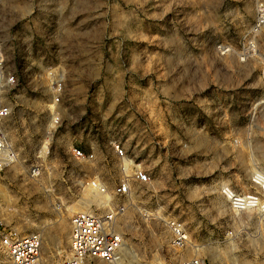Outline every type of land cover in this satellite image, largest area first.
Segmentation results:
<instances>
[{
  "label": "rangeland",
  "instance_id": "374dc122",
  "mask_svg": "<svg viewBox=\"0 0 264 264\" xmlns=\"http://www.w3.org/2000/svg\"><path fill=\"white\" fill-rule=\"evenodd\" d=\"M260 3L0 0V78L16 79L7 129L20 157L0 174V238L10 229L39 233L44 261L62 264L72 216L111 208L95 178H116L101 161L114 162L115 139L152 177L115 223L127 264L179 261L165 227L171 218L192 237L183 259L264 264V212L234 213L220 193H259L252 175L264 174V29L256 55L240 59ZM54 76L62 125L48 138ZM90 139L102 157L94 165L70 150ZM0 264H12L1 251Z\"/></svg>",
  "mask_w": 264,
  "mask_h": 264
},
{
  "label": "built area",
  "instance_id": "2783aa9c",
  "mask_svg": "<svg viewBox=\"0 0 264 264\" xmlns=\"http://www.w3.org/2000/svg\"><path fill=\"white\" fill-rule=\"evenodd\" d=\"M264 29V4L257 7L256 20L249 31V38L244 44L241 52V61L246 62L256 55V37ZM221 55L230 53V48L222 46L219 48ZM52 75V74H51ZM53 76V75H52ZM54 82L55 99L51 109V130L48 138L52 137L62 125L59 114L56 113L55 105H59L62 94V82L56 78ZM16 86L15 77L0 78V174L7 169L17 165L20 161L19 153L14 146L10 133L7 129L12 119L13 106L7 100V95ZM46 153L38 157V161L45 159ZM43 146V147H44ZM89 146V152L85 147ZM108 146L113 151L114 162L109 163L100 156L98 144L90 139L86 141L71 142L70 150L76 161L94 165L101 159L103 164L116 171V178L109 185L103 177H96L99 184L100 195L104 196L111 208L105 214L99 215L95 212H78L70 221L69 232V255L62 264H127L125 235L116 230V220L125 211V205H131L133 197L139 186L148 185L152 181L151 171L145 162L130 155L122 143L112 139ZM39 163L31 169L32 178L39 176ZM252 182L258 188L257 192H237L228 186H222L220 193L229 203L234 213H245L248 211L264 212L262 198L264 196V174L255 172ZM169 243L171 248L178 254V262L169 264H207V262L195 255L191 259H183V255L192 249V237L185 224L178 219L171 218L165 221ZM44 240L41 234L33 233L21 235L17 230L10 229L0 238V251L6 253L12 264H48L42 257Z\"/></svg>",
  "mask_w": 264,
  "mask_h": 264
},
{
  "label": "bare ground",
  "instance_id": "6f19581e",
  "mask_svg": "<svg viewBox=\"0 0 264 264\" xmlns=\"http://www.w3.org/2000/svg\"><path fill=\"white\" fill-rule=\"evenodd\" d=\"M80 210H81V209H80ZM78 211H79V210H78ZM83 211H84V212H89L88 209H87V210H83ZM80 212H82V211H80ZM125 247H126V246H125Z\"/></svg>",
  "mask_w": 264,
  "mask_h": 264
}]
</instances>
